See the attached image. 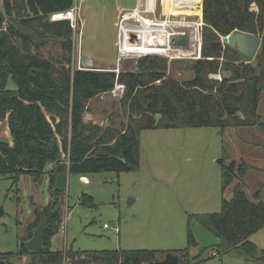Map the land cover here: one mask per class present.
Instances as JSON below:
<instances>
[{
	"label": "trees",
	"instance_id": "1",
	"mask_svg": "<svg viewBox=\"0 0 264 264\" xmlns=\"http://www.w3.org/2000/svg\"><path fill=\"white\" fill-rule=\"evenodd\" d=\"M73 7L74 0H1L0 121L6 120L12 144L0 142V177L14 185L22 175L34 182L45 177L53 200L45 207L34 205L36 222L28 228L29 236L19 243L16 254L0 253V260L29 255L32 264H156L155 250H52L51 239L61 224L59 197L64 193L54 190L56 176L137 171L144 130L255 126L264 130L257 112L264 90V0H202V58L192 62L193 78L184 82L168 78L167 61L157 56L140 58L132 71L73 66L69 20L50 21ZM236 31L260 39L252 60L223 42ZM47 39H57L63 50L56 60L38 52ZM32 46L35 50L29 52ZM10 80L13 89L8 87ZM116 84L124 85L120 101L127 117L124 129L117 132L86 122L89 101ZM234 169V162L223 166L222 191L231 183ZM237 169L240 176L245 174L244 164ZM245 187L239 181L232 197L221 200L220 212L196 218L220 239L218 251L246 252L251 261L264 264V251L258 253L248 241L264 226V196L259 198L256 192L250 200ZM82 198L91 201L90 196ZM43 217L48 218L43 250L31 252L25 242ZM187 243L196 244L190 231ZM188 247L167 253L177 254L179 264H196Z\"/></svg>",
	"mask_w": 264,
	"mask_h": 264
},
{
	"label": "rangeland",
	"instance_id": "2",
	"mask_svg": "<svg viewBox=\"0 0 264 264\" xmlns=\"http://www.w3.org/2000/svg\"><path fill=\"white\" fill-rule=\"evenodd\" d=\"M134 5L135 0H74V19L69 20L71 27L74 26L73 66L82 68L84 53L97 69L135 70L143 56L135 52L118 53L114 25L118 22L119 8L130 9ZM172 12L175 19L201 22L204 26L202 0L180 5ZM55 18L51 16L50 21L60 20ZM14 43L20 46L19 41ZM34 50V46L29 48V52ZM38 52L56 60L63 50L57 39H47ZM151 56L167 61L168 78L178 82L193 78L190 67L195 59ZM8 87L15 88L13 81L8 82ZM123 94L115 87L93 98L84 120H89L88 115L102 129L122 131L127 123L120 103ZM257 112L264 123V90ZM155 120L159 121L160 115ZM7 130L6 120L0 121V142L8 141ZM231 162L235 164L232 181L222 191L223 166ZM241 164L246 168L243 176L237 169ZM85 176L87 180L79 175L67 177L66 190L59 197L61 224L51 239L52 250H155L157 258L162 260L169 251L188 247L190 231L196 242L188 247L191 262L263 264L251 261L246 252L218 251L215 247L220 239L196 218L220 212L221 200L232 197L233 187L239 181L244 182L248 199L254 200L256 192L259 198L264 196V130L257 126L229 127L222 131L214 127L144 130L140 133L137 171L119 174L102 171ZM83 196H90L91 201ZM52 200L45 177L34 182L29 175H22L16 185L9 178L0 177V253H17L19 243L29 236L28 228L36 222L34 205L45 207ZM248 241L256 246L258 253L264 251V226L251 234ZM6 262L32 264V259L24 255L10 257Z\"/></svg>",
	"mask_w": 264,
	"mask_h": 264
},
{
	"label": "built area",
	"instance_id": "3",
	"mask_svg": "<svg viewBox=\"0 0 264 264\" xmlns=\"http://www.w3.org/2000/svg\"><path fill=\"white\" fill-rule=\"evenodd\" d=\"M190 4H192L191 1L181 4L179 1L170 0V6L174 9L180 5ZM167 8L164 0H136L132 9H119L118 22L116 21L114 24L117 28L115 45L118 53L125 55L135 52L141 57L164 55L169 59L179 60L201 59L202 23L175 19L173 12L168 11ZM72 10L71 13H73ZM63 19L72 20L74 17L70 19L64 17ZM126 34L129 36V41H126ZM176 37H184L185 45H170L171 39ZM143 49L147 50L143 51ZM115 87L118 93H124V85L116 84Z\"/></svg>",
	"mask_w": 264,
	"mask_h": 264
},
{
	"label": "water",
	"instance_id": "4",
	"mask_svg": "<svg viewBox=\"0 0 264 264\" xmlns=\"http://www.w3.org/2000/svg\"><path fill=\"white\" fill-rule=\"evenodd\" d=\"M181 2V4H186L190 2V0H176ZM164 4L168 6L170 4V0H164ZM223 42L230 47L236 49L240 54L245 56L246 58L252 60L257 50L260 46V39L256 35L244 33V32H233L228 36L223 38ZM170 45H185V38H172L170 41ZM82 68L79 69H86V70H96L97 68L94 67V62L87 57L84 53L81 54V62ZM86 118L90 117L86 115ZM68 174L67 173H60L56 176L54 190L57 192H64L66 190V181H67ZM132 200H129L131 202ZM2 215V210L0 209V216ZM48 227V218L43 217L42 221L34 228L32 237L25 242V247L27 250L34 252V251H42L43 250V237L45 231ZM0 264H7L4 260H0ZM36 264H40L36 262ZM156 264H179V257L177 254L167 253L162 260L156 262Z\"/></svg>",
	"mask_w": 264,
	"mask_h": 264
},
{
	"label": "bare ground",
	"instance_id": "5",
	"mask_svg": "<svg viewBox=\"0 0 264 264\" xmlns=\"http://www.w3.org/2000/svg\"><path fill=\"white\" fill-rule=\"evenodd\" d=\"M165 7H167L166 5H165ZM172 8V9H171ZM169 9V10H168ZM167 10L168 11H173L174 10V8L173 7H171L170 6V4H168V8H167ZM55 17H56V15H55ZM54 17V18H55ZM64 17H66V18H73V14L69 11V12H65V13H63L62 15H60L59 17H57L58 19H61V18H64ZM57 18H55V19H57ZM125 38H126V41H129V36H128V34H126L125 35ZM122 44H123V42H122ZM147 49H143V51H146ZM132 52H134V50H132Z\"/></svg>",
	"mask_w": 264,
	"mask_h": 264
},
{
	"label": "crops",
	"instance_id": "6",
	"mask_svg": "<svg viewBox=\"0 0 264 264\" xmlns=\"http://www.w3.org/2000/svg\"><path fill=\"white\" fill-rule=\"evenodd\" d=\"M135 3H136V0H135ZM135 6V5H134ZM119 9H127V7H121V8H119ZM130 9H132V8H130ZM119 12V11H118ZM116 18H117V16H116ZM115 24V23H114ZM93 61V60H92ZM94 62V61H93ZM91 101V100H90ZM7 133H9V131L7 130ZM10 145L12 144V139L10 138V135H9V138H8V141H7ZM81 178H84L85 180H87V178H86V176H84V177H81ZM47 180V179H46Z\"/></svg>",
	"mask_w": 264,
	"mask_h": 264
}]
</instances>
